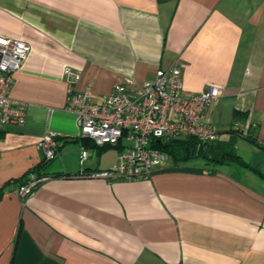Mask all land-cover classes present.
<instances>
[{"label": "crops", "instance_id": "1", "mask_svg": "<svg viewBox=\"0 0 264 264\" xmlns=\"http://www.w3.org/2000/svg\"><path fill=\"white\" fill-rule=\"evenodd\" d=\"M0 36L31 46L10 89L26 123L0 132V264H264V0H0ZM173 66L189 92L224 86L205 114L208 159L170 160L149 180L87 176L119 148L79 136L68 70L99 102Z\"/></svg>", "mask_w": 264, "mask_h": 264}, {"label": "built area", "instance_id": "2", "mask_svg": "<svg viewBox=\"0 0 264 264\" xmlns=\"http://www.w3.org/2000/svg\"><path fill=\"white\" fill-rule=\"evenodd\" d=\"M31 46L21 38L0 36V132L7 125L26 123L27 103L10 97L14 74L22 68ZM69 88L66 109L78 118L79 136L95 144L117 146L116 164L106 170L86 175L94 178L149 180L165 169L169 155L155 146L177 138L195 137L199 146L216 138L215 130L207 123L208 108L224 93V86L209 83L200 93L184 88L179 66L158 68L152 78L131 86V82L116 83L111 92L97 102L91 93L76 91L73 84L80 73L68 70ZM127 143H126V142ZM45 159H53L59 141L52 132L38 141ZM90 155L82 148L81 161ZM45 177L30 173L26 183L19 186L23 198L30 196Z\"/></svg>", "mask_w": 264, "mask_h": 264}, {"label": "trees", "instance_id": "3", "mask_svg": "<svg viewBox=\"0 0 264 264\" xmlns=\"http://www.w3.org/2000/svg\"><path fill=\"white\" fill-rule=\"evenodd\" d=\"M206 145L207 143H204L199 146V141L195 137H192V136H188V137L186 136L184 138H177V139L170 141L169 143H159L155 141V146L165 151L169 155L170 160L175 163L187 162V161H190L198 157H203L205 159H208V156L205 150ZM108 146H111V145H108ZM227 159H232L236 162L241 163L242 165L249 167V165L245 161H243L240 157L229 156L227 157ZM41 165L42 164H40L38 167L31 168L27 172L24 179L20 181L21 183L20 185L28 181L29 175L32 172L39 173L37 174L38 177L45 176L44 173L40 172L39 168ZM256 171L260 173V170H256Z\"/></svg>", "mask_w": 264, "mask_h": 264}, {"label": "water", "instance_id": "4", "mask_svg": "<svg viewBox=\"0 0 264 264\" xmlns=\"http://www.w3.org/2000/svg\"><path fill=\"white\" fill-rule=\"evenodd\" d=\"M206 149V148H205ZM262 173H263V175H264V165H263V167H262Z\"/></svg>", "mask_w": 264, "mask_h": 264}, {"label": "rangeland", "instance_id": "5", "mask_svg": "<svg viewBox=\"0 0 264 264\" xmlns=\"http://www.w3.org/2000/svg\"><path fill=\"white\" fill-rule=\"evenodd\" d=\"M125 142H126V141H125ZM126 143H127V142H126ZM194 159H196V158H194ZM194 159H193V160H194Z\"/></svg>", "mask_w": 264, "mask_h": 264}]
</instances>
